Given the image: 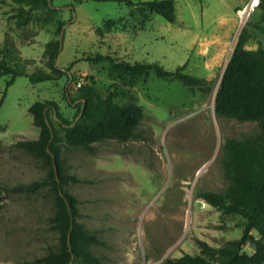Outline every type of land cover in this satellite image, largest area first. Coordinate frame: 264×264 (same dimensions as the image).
Instances as JSON below:
<instances>
[{
	"label": "rangeland",
	"instance_id": "obj_1",
	"mask_svg": "<svg viewBox=\"0 0 264 264\" xmlns=\"http://www.w3.org/2000/svg\"><path fill=\"white\" fill-rule=\"evenodd\" d=\"M143 1L50 0L59 10L27 11L0 0V49L7 41L16 48L14 62L28 73L47 71L45 51L59 39L63 21L55 63L61 69L74 63L70 97H78L77 81L88 80L101 92L113 91L117 103L143 108L133 139L94 143L92 153L61 151V171L79 179L61 188L77 200L75 221L98 239L88 249L99 264H162L184 255H202L217 264L215 256L201 254L196 239L221 247L240 238L243 220L221 213L197 194L226 195L223 142L254 133L257 125L216 117L214 98L242 28L250 33L247 48H264V20L256 8L239 23L235 12L249 0H173L176 22L170 23L148 14ZM22 19L27 22L19 27ZM96 54L157 62L168 71L184 65V73L205 84L188 88L153 71L139 78L117 77L108 63L86 60ZM8 79L0 76V98L6 89L0 106V187L47 175L49 168L39 158L16 145L38 136L28 107L36 100H53L71 119L76 104L64 98V76L35 84L18 76L6 88ZM53 214L54 193L47 185L6 194L0 202V264H30L56 250ZM250 234L258 238L254 230ZM253 253L250 243L242 245L243 257Z\"/></svg>",
	"mask_w": 264,
	"mask_h": 264
},
{
	"label": "trees",
	"instance_id": "obj_2",
	"mask_svg": "<svg viewBox=\"0 0 264 264\" xmlns=\"http://www.w3.org/2000/svg\"><path fill=\"white\" fill-rule=\"evenodd\" d=\"M11 2L21 6V10H59L50 6L47 0ZM140 4L148 14H158L167 22H176L173 0H147ZM257 8L264 20V0H259ZM26 22V19H22L17 25L20 27ZM63 26L64 22L61 21L57 27L58 35ZM249 38V30L243 27L222 72L214 98V113L220 118L256 123L257 131L240 138H226L223 142L224 166L229 178L226 195L212 191H201L197 194L198 198L221 213L237 215L243 220L240 238L229 240L221 247L214 248L207 242L196 239L201 254L215 256L217 264H264V48H247L245 45ZM58 46L59 39L55 44L47 45L45 57L48 70L32 73H28L19 62H14L13 53L16 48L13 44L6 41L0 49V76L9 77L6 88L18 76L27 77L31 84L64 76V98L68 103L76 101L71 119L62 115L59 105L53 100H36L28 107L32 124L38 128V136L36 139L17 141L16 145L39 158L49 169L43 179L28 184L0 187V202L8 193H31L43 186H49L54 193V214L51 222L59 236L58 246L56 250L34 259L30 264H99L88 249L99 241L95 236L87 234L75 221L78 215L77 200L61 188V185L79 181L75 175H66L61 171V151L65 147L92 153L94 143L109 139L125 143L133 139L137 136L143 108L132 102L117 103L113 91L101 92L88 80L77 87L78 97L72 99L69 87L74 82L71 72L74 63L65 69L56 65ZM86 60L108 63L110 74L117 77L139 78L153 71L159 78L176 79L188 88L202 87L205 84L203 79L184 73V65L168 71L157 62L130 63L109 55L96 54L87 56ZM5 92L6 89L0 98V106ZM51 155L54 156L53 160ZM53 164L57 168L56 175ZM58 188L61 189L62 196ZM71 218L72 229L69 232ZM251 230L258 234V238L250 234ZM246 242L254 248L250 258L240 254V249ZM162 264L212 263L202 255H184L178 260L167 258Z\"/></svg>",
	"mask_w": 264,
	"mask_h": 264
},
{
	"label": "built area",
	"instance_id": "obj_3",
	"mask_svg": "<svg viewBox=\"0 0 264 264\" xmlns=\"http://www.w3.org/2000/svg\"><path fill=\"white\" fill-rule=\"evenodd\" d=\"M259 0H249L241 8H238L235 12L240 24H243L250 16V14L258 7ZM82 84L81 81H77V87Z\"/></svg>",
	"mask_w": 264,
	"mask_h": 264
},
{
	"label": "water",
	"instance_id": "obj_4",
	"mask_svg": "<svg viewBox=\"0 0 264 264\" xmlns=\"http://www.w3.org/2000/svg\"><path fill=\"white\" fill-rule=\"evenodd\" d=\"M48 1V4L51 6V4H50V0H47ZM61 41H62V29H61V31H60V34H59V48L61 47ZM225 69V68H224ZM82 103H83V101H82ZM82 107H83V104H82V106H81V110H82ZM78 118V117H77ZM76 118V119H77ZM51 157H52V160L54 159V156L53 155H51ZM53 167H54V172H55V175H56V171H57V168H56V166L53 164ZM58 192H59V194L62 196L63 195V193H62V191H61V189L60 188H58ZM71 229H72V218H71V222H70V229H69V232L71 231ZM67 244L69 245V233H68V235H67ZM69 249H70V247H69ZM70 264H72V262H70Z\"/></svg>",
	"mask_w": 264,
	"mask_h": 264
},
{
	"label": "bare ground",
	"instance_id": "obj_5",
	"mask_svg": "<svg viewBox=\"0 0 264 264\" xmlns=\"http://www.w3.org/2000/svg\"><path fill=\"white\" fill-rule=\"evenodd\" d=\"M201 130V129H200ZM200 132V131H199ZM201 134V133H200Z\"/></svg>",
	"mask_w": 264,
	"mask_h": 264
}]
</instances>
